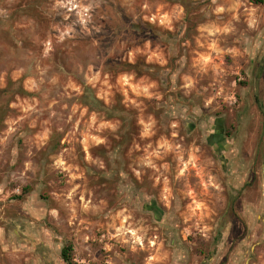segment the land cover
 I'll return each mask as SVG.
<instances>
[{
  "label": "rangeland",
  "instance_id": "374dc122",
  "mask_svg": "<svg viewBox=\"0 0 264 264\" xmlns=\"http://www.w3.org/2000/svg\"><path fill=\"white\" fill-rule=\"evenodd\" d=\"M65 248L264 264V0H0V264Z\"/></svg>",
  "mask_w": 264,
  "mask_h": 264
},
{
  "label": "flooded vegetation",
  "instance_id": "af4514ba",
  "mask_svg": "<svg viewBox=\"0 0 264 264\" xmlns=\"http://www.w3.org/2000/svg\"><path fill=\"white\" fill-rule=\"evenodd\" d=\"M211 129H212L213 140H214L213 142H215L216 144H221V142L225 143L224 142V138H225L224 129L222 130V128L220 126H216V125H214ZM218 152H221V155L222 154H226L227 153V149H226V147L224 148V146H220V150H218ZM142 204H143V208H145V206H146L145 202H143ZM149 204L150 203L148 202L147 205L149 206ZM150 207H151L150 213L153 216H155L154 214H157L158 215L157 211H154L155 210V207H152V206H150ZM153 211L155 212L154 214H153ZM60 259H61V261L64 264H70V262L68 261L69 260L68 257H67L68 260H66V261H64L61 258V252H60Z\"/></svg>",
  "mask_w": 264,
  "mask_h": 264
},
{
  "label": "trees",
  "instance_id": "16d2710c",
  "mask_svg": "<svg viewBox=\"0 0 264 264\" xmlns=\"http://www.w3.org/2000/svg\"><path fill=\"white\" fill-rule=\"evenodd\" d=\"M69 251V249H62L61 250V258L64 260V261H66V260H68L67 259V252ZM69 261V260H68Z\"/></svg>",
  "mask_w": 264,
  "mask_h": 264
}]
</instances>
